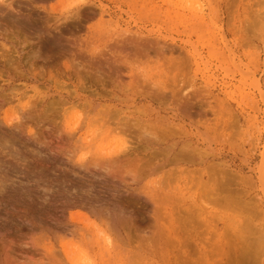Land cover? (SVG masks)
I'll list each match as a JSON object with an SVG mask.
<instances>
[{
	"label": "rangeland",
	"instance_id": "374dc122",
	"mask_svg": "<svg viewBox=\"0 0 264 264\" xmlns=\"http://www.w3.org/2000/svg\"><path fill=\"white\" fill-rule=\"evenodd\" d=\"M24 263L264 264V0H0Z\"/></svg>",
	"mask_w": 264,
	"mask_h": 264
},
{
	"label": "bare ground",
	"instance_id": "6f19581e",
	"mask_svg": "<svg viewBox=\"0 0 264 264\" xmlns=\"http://www.w3.org/2000/svg\"><path fill=\"white\" fill-rule=\"evenodd\" d=\"M113 68V67H112ZM115 71V70H114ZM240 249V248H239ZM245 256V255H244ZM243 260V259H242ZM19 263V262H18ZM25 264V263H24Z\"/></svg>",
	"mask_w": 264,
	"mask_h": 264
}]
</instances>
